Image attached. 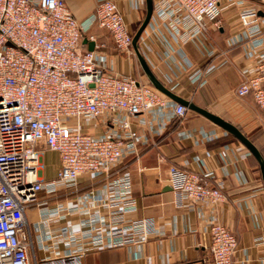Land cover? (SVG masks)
I'll use <instances>...</instances> for the list:
<instances>
[{"label":"built area","instance_id":"2783aa9c","mask_svg":"<svg viewBox=\"0 0 264 264\" xmlns=\"http://www.w3.org/2000/svg\"><path fill=\"white\" fill-rule=\"evenodd\" d=\"M126 1L144 15L145 0ZM220 4L221 0H153V15L138 45L171 91L176 93L185 76L202 87L211 74L229 64V51L218 50L209 35L222 28ZM239 23L227 44L243 43L255 71L243 77L235 94L252 95L264 112V18L257 9H245ZM95 27L111 37L120 55L136 58L133 30L119 0H95L93 13L84 20L66 0H0V264H32L30 207L46 211L42 224L48 229L50 218L60 217L64 208L51 207L50 201L61 191L79 192L81 179L103 180L99 189L106 196H94L102 211L58 240L79 244L78 248L52 255L44 264H82L89 249L133 247L155 232L152 220L132 218L137 211L133 178L130 171L120 173L118 168L127 158H138L142 148L163 136L174 121L185 119L189 109L144 77L118 71L105 45L91 34ZM187 46L210 63L196 66L187 56ZM217 137L213 132L203 138ZM230 150L226 145L222 152ZM47 151L57 153L60 160L51 179L42 178ZM196 161L205 166L203 158ZM170 172L179 207L226 201L221 186L209 181L213 172L178 167ZM238 175L244 180L241 172ZM41 195L48 197L42 200ZM81 195L88 198L87 193ZM208 230L213 264H233L239 250L233 231L218 221ZM51 239L50 233L43 237L45 250Z\"/></svg>","mask_w":264,"mask_h":264},{"label":"crops","instance_id":"0c3cea01","mask_svg":"<svg viewBox=\"0 0 264 264\" xmlns=\"http://www.w3.org/2000/svg\"><path fill=\"white\" fill-rule=\"evenodd\" d=\"M66 1L79 20L89 17L95 8V0ZM119 5L132 28L140 21L141 13L133 11L126 0H119ZM220 5L222 28L211 30L209 35L218 50L229 51V64L211 74L202 87L192 84L187 76L183 77L177 94L231 122L244 134L254 136L255 146L264 158V112L252 95L240 98L235 94L243 77L254 74V62L245 54L244 46L230 50L227 44L228 37L240 27L242 10L257 9L264 18V0H221ZM97 30L95 27L91 34L97 35ZM99 35L118 71L137 78L144 76L137 57L120 55L107 33ZM83 41L86 44L88 35ZM186 53L196 66L210 63V59L201 57L192 46H187ZM213 132L218 136L215 140L203 138L204 134ZM227 136L210 120L189 110L176 133H170L169 127L163 136L144 146L128 169L137 201V211L132 218L152 220L155 232L133 247L89 249L82 264H213L208 228L214 221L232 230L238 240L239 250L233 264H264V182L260 165L240 142L225 141ZM197 139L200 140L198 145ZM226 145L233 150L222 152ZM208 153L212 156L206 158ZM47 154L57 156V163L49 177L42 168L43 179L53 178L60 169L58 154L47 151L43 158ZM198 157L204 159L205 166L196 161ZM171 167L213 172L209 181L215 187L221 186L226 201L218 206L179 207L174 199ZM239 172L244 180L239 178ZM101 180H80L79 189L88 190L84 193L88 194L85 200L80 195L52 203L51 207L61 204L64 208L60 217L50 218L48 229L42 224L46 211L37 205L30 207L27 230L32 241L29 251L32 264H44L52 255H63L71 248H78L79 244L59 243L58 240L102 211L94 203V196H106L99 189ZM48 233L52 239L47 244L49 250H45L42 240Z\"/></svg>","mask_w":264,"mask_h":264},{"label":"water","instance_id":"95a60500","mask_svg":"<svg viewBox=\"0 0 264 264\" xmlns=\"http://www.w3.org/2000/svg\"><path fill=\"white\" fill-rule=\"evenodd\" d=\"M145 4H146L145 17H144V20H143L141 26L138 28V30L134 34L133 48L135 50L136 57L139 61V64L143 70V73L147 77L148 81L157 90H159L164 95L168 96L169 98H171L172 100H174L180 104H183L189 110H192V111L204 116L205 118L210 120L212 123H214L215 125H217L221 129H223L227 134H230L234 138H236L258 160L259 165H260L262 180L264 182V158H263L261 152L255 146V144L252 141H250V139H248L247 136L237 126H235L234 124H232L229 121H226L222 117L210 112L209 110L202 108L200 106H197L194 102L187 100V99H184L183 97H181L177 93L171 91L167 86H165L158 79V77L152 71L149 64L146 62L144 56L140 52L139 45H138L139 39H140L142 33L144 32V30L146 29V27L148 26V24L151 20V17L153 15V10H154L153 0H145ZM89 49L90 50L93 49L92 44H90Z\"/></svg>","mask_w":264,"mask_h":264},{"label":"trees","instance_id":"16d2710c","mask_svg":"<svg viewBox=\"0 0 264 264\" xmlns=\"http://www.w3.org/2000/svg\"><path fill=\"white\" fill-rule=\"evenodd\" d=\"M142 20L141 21H139V22H137L136 23V25H135V28L134 29H132L133 30V37H134V34H135V32L138 30V28L141 26V24H142ZM112 42H113V40H112ZM236 46H243V43H240V44H236V45H234V46H232V47H229L230 48V50L232 49V48H234V47H236ZM143 73V72H142ZM143 75H145L144 73H143ZM176 93H178L179 94V92L178 91H176ZM180 124H181V120H176L175 122H173L171 125H170V133H176L178 130H179V128H180ZM246 135V134H245ZM247 136V138L248 139H250V141H252L254 144H255V142L253 141V139H252V137H254V136H250V135H246ZM225 141H235V142H239L236 138H234L232 135H230V134H228V136L225 138ZM254 157V156H253ZM255 158V157H254ZM132 159H135V157H129V158H127L126 160H125V162H124V164H122L119 168H118V171L120 172V173H124V172H126V171H128V169H129V166L131 165V163L133 162V161H131ZM111 176L112 177H115L116 176V172L115 171H113L112 173H111ZM101 180V178H96V179H94V180ZM101 184H103V181L101 180L100 181V183H99V185H101ZM88 190L87 189H83V190H80L79 189V192H74V190L73 189H69V190H67V191H61L59 194H61V196H59L57 199H52L51 201H50V203L52 204V203H55V202H59V201H63V200H65V199H68V198H72V197H76V196H78V195H81V194H84L85 192H87ZM67 192V194H65ZM46 197H48V196H46V195H41L40 196V198L42 199V198H46Z\"/></svg>","mask_w":264,"mask_h":264},{"label":"rangeland","instance_id":"374dc122","mask_svg":"<svg viewBox=\"0 0 264 264\" xmlns=\"http://www.w3.org/2000/svg\"><path fill=\"white\" fill-rule=\"evenodd\" d=\"M146 8V7H145ZM146 12V11H145ZM144 17H145V13H144V15L143 16H141V20L143 21L144 20ZM140 20V21H141ZM135 25L136 24H134L133 25V27H132V29H134L135 28ZM97 32H98V37L100 36L99 34H101V33H104L103 31H100V30H97ZM146 80H148L147 79V77L144 75L143 76ZM42 163H43V167H44V169H45V176L46 177H49L50 175H51V172H52V170H53V166L54 165H56V163H57V156H53V155H51V154H47V155H45V157L42 159Z\"/></svg>","mask_w":264,"mask_h":264}]
</instances>
